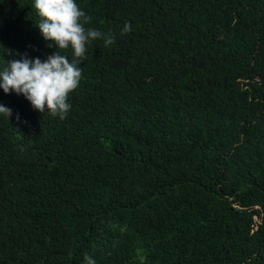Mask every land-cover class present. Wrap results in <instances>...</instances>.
<instances>
[{"label": "trees", "instance_id": "obj_1", "mask_svg": "<svg viewBox=\"0 0 264 264\" xmlns=\"http://www.w3.org/2000/svg\"><path fill=\"white\" fill-rule=\"evenodd\" d=\"M76 3L115 42L66 117L0 89V264H264V0ZM30 5L0 62L54 51Z\"/></svg>", "mask_w": 264, "mask_h": 264}, {"label": "clouds", "instance_id": "obj_2", "mask_svg": "<svg viewBox=\"0 0 264 264\" xmlns=\"http://www.w3.org/2000/svg\"><path fill=\"white\" fill-rule=\"evenodd\" d=\"M30 6L39 18L35 25L41 37L54 51L43 60L23 55L17 60L5 61L3 58L0 62V89L5 94L22 95L34 110L42 114L47 112L51 117L64 119L71 109L69 94L79 86L82 78L81 65L86 59L88 46L102 40L107 48L114 44L115 35L86 27L91 23V17L76 0H31ZM131 30V25L125 23L121 34ZM11 114L12 110L0 103V117L9 120ZM84 261L85 264H97L88 255Z\"/></svg>", "mask_w": 264, "mask_h": 264}]
</instances>
